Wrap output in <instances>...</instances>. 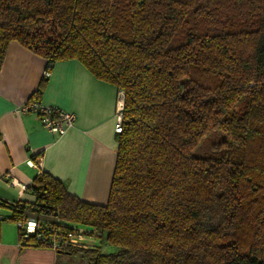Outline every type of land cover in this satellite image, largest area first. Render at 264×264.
Here are the masks:
<instances>
[{
  "label": "trees",
  "instance_id": "1",
  "mask_svg": "<svg viewBox=\"0 0 264 264\" xmlns=\"http://www.w3.org/2000/svg\"><path fill=\"white\" fill-rule=\"evenodd\" d=\"M11 40L47 65L75 58L123 92L107 202L41 171L26 187L35 202L20 207L44 225L94 227L119 250L57 254L264 264V0H0V64ZM212 130L222 136L195 155ZM20 244L47 246L35 235Z\"/></svg>",
  "mask_w": 264,
  "mask_h": 264
},
{
  "label": "crops",
  "instance_id": "2",
  "mask_svg": "<svg viewBox=\"0 0 264 264\" xmlns=\"http://www.w3.org/2000/svg\"><path fill=\"white\" fill-rule=\"evenodd\" d=\"M44 66L42 56L16 40L9 42L0 64V172L10 174L0 176V264H76L75 256L19 242L14 210L40 221L50 219L32 207L20 208L35 202L26 187L36 174L49 173L83 201L103 205L108 198L116 158L118 88L75 58L55 61L38 98L75 116L73 125L56 135L33 112L19 111L36 90ZM30 162H39V168Z\"/></svg>",
  "mask_w": 264,
  "mask_h": 264
},
{
  "label": "built area",
  "instance_id": "3",
  "mask_svg": "<svg viewBox=\"0 0 264 264\" xmlns=\"http://www.w3.org/2000/svg\"><path fill=\"white\" fill-rule=\"evenodd\" d=\"M52 66L45 64L42 75L48 76ZM123 103V92L118 90L115 131L120 130L121 109ZM19 111L33 112L41 125L56 135L63 134L73 125L74 113L61 109L54 105L41 104L38 94L34 91L20 107ZM32 166L39 168L40 163L30 162ZM0 176L10 177L9 173H1ZM13 182V179H10ZM3 216L0 214V220ZM17 227L19 242L26 240L30 235L43 242L54 250H67L69 248L90 249L96 247L100 242V232L96 228L75 222H58L56 224L44 225L39 219L24 217L14 220Z\"/></svg>",
  "mask_w": 264,
  "mask_h": 264
},
{
  "label": "rangeland",
  "instance_id": "4",
  "mask_svg": "<svg viewBox=\"0 0 264 264\" xmlns=\"http://www.w3.org/2000/svg\"><path fill=\"white\" fill-rule=\"evenodd\" d=\"M222 136V133H217L216 131H210L209 136L207 137L206 140L202 141L197 149H193V153L195 155H204L206 153H208L210 151V149L212 148V146L214 145V142L220 137ZM224 138V136H223ZM99 250L103 253H109V252H118V248L116 246L113 245H108L105 240H104V236L102 235L101 237V242H100V247ZM64 254V253H62ZM83 254V255H82ZM70 256H75L76 259L73 258V261L77 264V262H81V260H84V256L87 257L86 253L84 251H80L75 253L74 255H70Z\"/></svg>",
  "mask_w": 264,
  "mask_h": 264
}]
</instances>
